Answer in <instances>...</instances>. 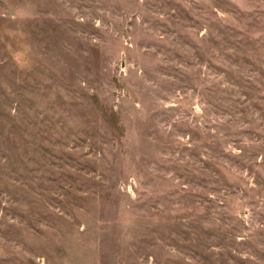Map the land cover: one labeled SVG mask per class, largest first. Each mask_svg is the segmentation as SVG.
Returning a JSON list of instances; mask_svg holds the SVG:
<instances>
[{"label": "rangeland", "instance_id": "rangeland-1", "mask_svg": "<svg viewBox=\"0 0 264 264\" xmlns=\"http://www.w3.org/2000/svg\"><path fill=\"white\" fill-rule=\"evenodd\" d=\"M0 264H264V0H0Z\"/></svg>", "mask_w": 264, "mask_h": 264}]
</instances>
